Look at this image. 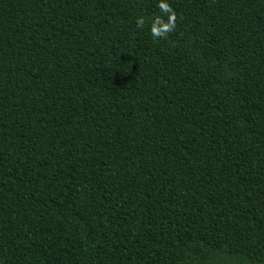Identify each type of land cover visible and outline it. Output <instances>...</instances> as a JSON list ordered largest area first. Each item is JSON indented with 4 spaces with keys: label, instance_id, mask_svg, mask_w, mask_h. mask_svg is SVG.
Listing matches in <instances>:
<instances>
[{
    "label": "trees",
    "instance_id": "16d2710c",
    "mask_svg": "<svg viewBox=\"0 0 264 264\" xmlns=\"http://www.w3.org/2000/svg\"><path fill=\"white\" fill-rule=\"evenodd\" d=\"M0 0V264H264V0Z\"/></svg>",
    "mask_w": 264,
    "mask_h": 264
},
{
    "label": "clouds",
    "instance_id": "9594fccd",
    "mask_svg": "<svg viewBox=\"0 0 264 264\" xmlns=\"http://www.w3.org/2000/svg\"><path fill=\"white\" fill-rule=\"evenodd\" d=\"M157 7L158 14H154L150 18L140 16L137 18L136 24L139 29H144L147 25L153 39H166L169 33L176 28L177 15L167 0H159Z\"/></svg>",
    "mask_w": 264,
    "mask_h": 264
}]
</instances>
